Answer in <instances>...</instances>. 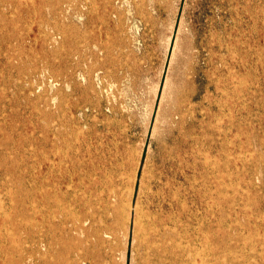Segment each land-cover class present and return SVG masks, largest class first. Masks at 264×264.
<instances>
[{"label":"rangeland","instance_id":"1","mask_svg":"<svg viewBox=\"0 0 264 264\" xmlns=\"http://www.w3.org/2000/svg\"><path fill=\"white\" fill-rule=\"evenodd\" d=\"M193 89L196 122L173 144L167 114ZM71 148L97 183L68 264H139L160 170L161 264H264V0H0V264L48 254L34 180Z\"/></svg>","mask_w":264,"mask_h":264},{"label":"bare ground","instance_id":"2","mask_svg":"<svg viewBox=\"0 0 264 264\" xmlns=\"http://www.w3.org/2000/svg\"><path fill=\"white\" fill-rule=\"evenodd\" d=\"M126 1L129 2V0ZM84 7L86 10L84 9L80 13V18L82 20L81 27H83L79 36V41L82 43L80 49L88 47L87 39L89 38L86 30L88 24V21H86L87 5H84ZM54 35H56L54 32L50 33V37H53ZM85 50L81 53L84 59L87 57V54L84 53ZM99 53H103V50L100 48L97 49L96 54L90 50V56L92 57H97ZM100 71H103V67L101 65H92L89 70L84 72L92 88V79L93 77H97L95 74ZM187 80L195 82L196 72L191 70ZM100 88L102 89V86H100ZM195 95L196 91L193 89V91L189 92L181 99V101L176 102L173 109L167 114L169 124L165 128V133L167 140L173 144L184 141L188 138V127L192 126L196 122V114L194 113L195 106L192 105V100L195 98ZM168 141L164 142L159 150L162 166L167 163L172 154L171 148L167 147ZM86 150V153L91 152L90 147H87ZM65 155H67V157L61 160V165H59L58 168L53 169L52 175L49 176L48 179L46 178L41 183L34 180L33 214L36 216L35 218H39L38 213L41 211L40 206L46 207L49 211L46 215L47 218L40 216L42 219H47L48 229L40 233V230H38V221L35 220L33 226V236L38 239L40 233L42 237L48 239L46 242V250L48 254H44L43 258H38V256L33 257L31 264H68L66 260L75 255L70 246L72 241L71 232L78 230V224L77 222H74V220L78 221L81 215L79 212L81 193H91L96 189L97 180L93 179L94 173H92V170H90V164H88L90 162L84 159L85 154H81V149L76 148L75 150H72L71 148L70 152ZM88 170H90V172ZM161 177V170L156 171V173L152 176L148 205L139 224V231L141 234L139 264L162 263L164 251L161 238L158 233V220L156 215L158 211L157 207L159 206L162 195L159 185ZM85 183L87 185H85ZM44 187H46V189H43ZM40 188L44 191L41 199L43 202L39 200L38 191ZM76 207H78V211L76 210V212H74L71 216V211H73ZM51 253L53 254L50 255Z\"/></svg>","mask_w":264,"mask_h":264}]
</instances>
